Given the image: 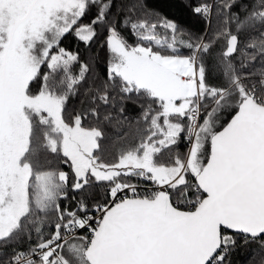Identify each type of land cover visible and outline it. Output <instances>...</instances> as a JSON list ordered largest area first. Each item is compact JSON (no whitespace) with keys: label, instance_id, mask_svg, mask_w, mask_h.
Here are the masks:
<instances>
[{"label":"snow or ice","instance_id":"1","mask_svg":"<svg viewBox=\"0 0 264 264\" xmlns=\"http://www.w3.org/2000/svg\"><path fill=\"white\" fill-rule=\"evenodd\" d=\"M180 2L0 0V264L264 249V0Z\"/></svg>","mask_w":264,"mask_h":264},{"label":"trees","instance_id":"2","mask_svg":"<svg viewBox=\"0 0 264 264\" xmlns=\"http://www.w3.org/2000/svg\"><path fill=\"white\" fill-rule=\"evenodd\" d=\"M120 0H117L119 3ZM195 2V0H193ZM149 8L158 9L169 17L177 18L181 25L185 28L192 30L193 32L199 33L204 30L205 24L203 20L192 15L190 10L184 6L180 0H147ZM129 42L134 43L133 37L129 36ZM67 43V42H66ZM94 49L99 51L101 62L99 64V70L103 69V59L106 55L104 50L98 49V46H94ZM102 74V71H101ZM214 83H221L219 76L214 73ZM84 99L80 96L71 102L70 107L79 109L80 101ZM139 114V108L135 104L126 105V115L130 119H134ZM125 130L131 133L133 126L126 125ZM264 257V249H261L259 244L253 243L248 245H241L237 247L230 255L229 260L231 264H260L261 258Z\"/></svg>","mask_w":264,"mask_h":264}]
</instances>
